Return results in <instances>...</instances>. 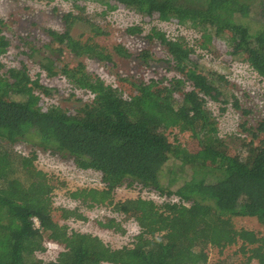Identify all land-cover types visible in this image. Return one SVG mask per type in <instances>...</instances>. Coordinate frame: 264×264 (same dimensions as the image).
I'll return each mask as SVG.
<instances>
[{
	"label": "trees",
	"instance_id": "obj_1",
	"mask_svg": "<svg viewBox=\"0 0 264 264\" xmlns=\"http://www.w3.org/2000/svg\"><path fill=\"white\" fill-rule=\"evenodd\" d=\"M65 1L79 13L62 15L63 30L47 27L48 44L58 42L76 58L114 64L115 55H131L121 43L110 50L71 35L76 22L90 25L95 37L107 35L105 22L120 8L139 16L140 24L169 19L200 32L199 46L208 55L197 56L184 35L152 29L149 38L166 48L163 60L177 74L148 80L121 75L116 86L89 72L82 60L59 70L45 58L40 66L49 76L61 74L73 88L94 94L75 113L35 105L38 95H49L51 89L32 79L25 65L0 73V264H207L208 247L223 250L237 243L246 255L242 264H264V236L234 222L253 217L264 227V119L245 128L253 140L232 152L227 141L239 137H221L209 107L228 82V66L213 61L219 55L247 63L264 80V0ZM91 4L97 8L89 9ZM243 19H255L258 27L253 30ZM4 24L0 18V55L10 44ZM138 56L151 57L148 50ZM234 106L240 107L238 101ZM186 132L199 143L196 151L179 142L177 136ZM19 142L98 172L100 186L78 188L70 198L85 207L114 204L138 225L130 244L112 248L99 236L60 223L58 210L65 221L88 218L79 207L54 206L58 181L38 169L36 149L28 154L15 149ZM120 189L137 194L114 203ZM117 222L100 224L118 231ZM47 240L59 248L55 259L39 256L47 251Z\"/></svg>",
	"mask_w": 264,
	"mask_h": 264
},
{
	"label": "rangeland",
	"instance_id": "obj_2",
	"mask_svg": "<svg viewBox=\"0 0 264 264\" xmlns=\"http://www.w3.org/2000/svg\"><path fill=\"white\" fill-rule=\"evenodd\" d=\"M96 8V5L91 4L89 6V9ZM98 9L101 10L102 7ZM110 10L112 11V9ZM68 11L79 13V10L75 9L71 2L65 0H0V18L3 19L4 23H7L2 26V30L10 42L8 51L0 55V61L4 64V67L0 69V73L8 74V68L25 65L32 79L39 78L43 84L51 89L49 95L41 93L38 95L39 98L34 100L35 105L43 107V109L57 105L69 113H75L84 102L92 99V96L86 90L73 88L72 85L68 84L69 82L63 75L49 76L40 66L41 62H47L45 58L53 60L54 66L59 70L65 64L72 67L82 60L89 72L100 76L107 84L116 86V79L121 75L132 76L139 80L140 78L148 80L161 76H167L169 79L177 74V71L167 61L163 60L166 59V48L157 39L152 40L149 38L152 29L161 31L170 37L184 35L187 42L196 47L199 53L197 56L208 55V51L199 46L202 40L200 32L179 27L169 19L163 22L150 20L140 24L139 16L120 8V10L111 12L105 22L104 32L108 31L107 35L102 34L95 37L90 25L83 22L74 24L71 35L82 42L97 41L110 50L121 43L131 52V55L128 57L115 55L114 64L100 62L98 59L89 57L76 58L70 49L64 45L53 41L48 44L50 38L46 33L47 27L63 30L65 21L62 15ZM243 20L253 30L258 27L259 22L255 19L251 21ZM133 27H139L141 30L131 33L129 29ZM229 48L227 46L225 49ZM143 50H148L151 55L147 60H144L142 56L141 58L138 56ZM224 56L226 57V55ZM222 57L223 55H219L213 61L224 62L228 66V70H226L228 82L224 86L225 90L222 91V95L219 94L217 100H212L209 107L217 120L218 134L221 137L227 135L239 137L234 141L230 138L227 141L232 152H238L239 149L244 148L247 143L253 140V137L248 134L250 131L245 130V128L256 127L258 122L264 119V83L247 63L234 59V57H229V60L225 61ZM198 65L201 69L202 65ZM203 70L208 71L206 68ZM226 100L228 102H225ZM235 101H238L240 107L235 108ZM177 138L179 142L187 145L192 151L199 148V143L190 136L189 132L180 134ZM173 139V132H171L170 140L173 141ZM259 141L260 139L255 140L253 146L258 145ZM15 149L26 154L31 149L38 151L35 162L38 169L46 172V177L56 179L59 183L54 191L55 207L61 205L67 208L79 207V211H82L88 218L86 222L73 219L65 221L61 218V211L58 210L56 211V219L60 223L99 236L112 248H120L130 244L133 235L138 232V225L133 219L116 210L114 204L106 203L85 207L79 201L70 198V192L78 188L100 186V174L98 172L90 169H80L71 160H63L25 142L17 143ZM164 180L169 181L168 175ZM136 194L137 191L120 189L114 194V203L120 198L132 197ZM124 216L126 217L124 218ZM100 221L102 223L119 221L117 223L121 225V229L115 231L113 228L103 227ZM234 222L237 228L255 230L264 236V227L256 218L236 217ZM123 229L124 232L122 233ZM58 250L59 248L52 253L46 251L39 256L45 260H52L57 257ZM206 251L208 253L207 264H215L216 262L228 264V261L232 264H242L246 260V255H243L240 251V243L223 250L208 247ZM249 264H257V262L252 261Z\"/></svg>",
	"mask_w": 264,
	"mask_h": 264
},
{
	"label": "built area",
	"instance_id": "obj_3",
	"mask_svg": "<svg viewBox=\"0 0 264 264\" xmlns=\"http://www.w3.org/2000/svg\"><path fill=\"white\" fill-rule=\"evenodd\" d=\"M262 79V78H261ZM263 83H264V80H261ZM83 90H85V89H83ZM87 91V90H86ZM88 93H90V95L92 96V99L94 98V94H92L91 92H89V91H87ZM91 99V100H92ZM145 195H147V193L145 192ZM34 221L36 222V224L37 225H39V222H38V220L35 218L34 219ZM46 247H47V251L49 252V253H52V252H54L55 250H57V248H58V246L56 245V244H54V243H52V242H47L46 243Z\"/></svg>",
	"mask_w": 264,
	"mask_h": 264
},
{
	"label": "clouds",
	"instance_id": "obj_4",
	"mask_svg": "<svg viewBox=\"0 0 264 264\" xmlns=\"http://www.w3.org/2000/svg\"><path fill=\"white\" fill-rule=\"evenodd\" d=\"M117 80V79H116ZM109 85H111V84H109ZM116 85H117V83H116ZM113 86V85H112Z\"/></svg>",
	"mask_w": 264,
	"mask_h": 264
}]
</instances>
